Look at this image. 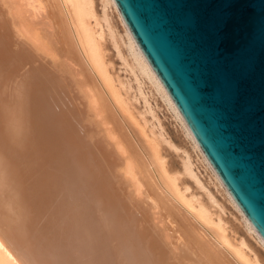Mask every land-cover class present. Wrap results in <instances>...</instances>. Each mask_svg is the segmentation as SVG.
Wrapping results in <instances>:
<instances>
[{
    "label": "bare ground",
    "instance_id": "obj_1",
    "mask_svg": "<svg viewBox=\"0 0 264 264\" xmlns=\"http://www.w3.org/2000/svg\"><path fill=\"white\" fill-rule=\"evenodd\" d=\"M96 5L0 0V264H264L232 230L191 154L165 132L146 84L211 166L247 234L264 245L116 1L101 0L104 18ZM112 5L127 26L131 61ZM108 36L130 80L110 62Z\"/></svg>",
    "mask_w": 264,
    "mask_h": 264
},
{
    "label": "water",
    "instance_id": "obj_2",
    "mask_svg": "<svg viewBox=\"0 0 264 264\" xmlns=\"http://www.w3.org/2000/svg\"><path fill=\"white\" fill-rule=\"evenodd\" d=\"M221 180L264 238V0H115Z\"/></svg>",
    "mask_w": 264,
    "mask_h": 264
},
{
    "label": "rangeland",
    "instance_id": "obj_3",
    "mask_svg": "<svg viewBox=\"0 0 264 264\" xmlns=\"http://www.w3.org/2000/svg\"><path fill=\"white\" fill-rule=\"evenodd\" d=\"M96 10L101 15V18H104L103 15V7L101 5V0H97V5H96ZM119 11V10H118ZM115 9V7L112 5L109 6L108 12L110 13V17L112 19V23L115 26V30L118 33V38L119 42L121 45L122 50L124 51L125 57H129V41L126 36V24L119 12ZM120 15V17H119ZM125 25H124V24ZM110 39V40H108ZM107 53L110 58V62L114 64V68L118 71V74L122 76L124 80H130L131 78L129 77L130 75L126 73L125 67L122 64V61L116 56V52L113 48V43L110 36L107 37ZM111 41V42H110ZM126 45V46H125ZM131 61V59H130ZM133 64V62H131ZM123 70V71H122ZM123 72V73H122ZM125 73L127 75H125ZM126 77V78H125ZM141 78V77H140ZM135 84V83H134ZM136 87V85H135ZM145 91L149 93L150 95V102L152 104V107L154 111L156 112V115L161 121V123L164 126L165 132H167L168 136L172 139V142L181 149L187 150L193 159V163L195 164L196 167V172H198V175L200 179L203 181L205 187L209 190V192L216 197L217 200L220 201L224 205L225 212H226V217L232 227V230H234L235 233H237L239 236L241 235L242 237H246L252 243V246L256 249L259 250L262 258H264V245L259 241L257 237L255 239L251 237L249 234H247L246 229H245V220L242 217V214L238 212L237 208L231 204V202L228 200L227 195L224 194V191L219 185L217 184V181L215 179L213 170L211 169V166L208 164L206 159L201 155L200 151L198 150L197 146L194 144L193 141L189 140L182 129V124L181 122L176 118L175 113L167 107V105L162 101L160 96L156 93H154L150 89V85L146 84L145 86ZM152 93L156 95H152ZM140 108V107H139ZM144 111V109H143ZM151 114L147 113V117L153 120L152 117L150 116ZM155 120H153L154 122ZM170 156L168 159L172 163H175L180 169L182 168L181 166V159L178 158L176 155H174L172 152L169 153ZM193 182V181H192ZM191 184V185H190ZM187 185L191 186L193 189L194 193H198L197 187L195 184L189 182ZM199 194L207 198V194L204 191L199 190ZM241 214V215H240ZM231 221V222H230ZM244 225V226H243ZM244 234V235H243ZM247 235V236H246ZM257 238V239H256Z\"/></svg>",
    "mask_w": 264,
    "mask_h": 264
}]
</instances>
